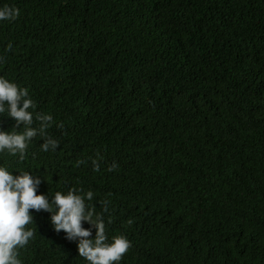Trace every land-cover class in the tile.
I'll return each mask as SVG.
<instances>
[{
	"label": "trees",
	"instance_id": "obj_1",
	"mask_svg": "<svg viewBox=\"0 0 264 264\" xmlns=\"http://www.w3.org/2000/svg\"><path fill=\"white\" fill-rule=\"evenodd\" d=\"M5 5L19 15L0 19V76L28 89L32 127L52 120L0 165L50 200L91 190L109 240L131 242L115 264H264V0ZM31 211L23 264H90Z\"/></svg>",
	"mask_w": 264,
	"mask_h": 264
},
{
	"label": "clouds",
	"instance_id": "obj_2",
	"mask_svg": "<svg viewBox=\"0 0 264 264\" xmlns=\"http://www.w3.org/2000/svg\"><path fill=\"white\" fill-rule=\"evenodd\" d=\"M18 15L17 7H0V19H13ZM34 107L27 88L0 76V113L7 112L17 124L25 126L23 131L0 129V152L19 153L23 158L31 138L48 127L46 122L52 120V116L41 113H36L35 118L45 123L40 129L31 126L34 113L30 109ZM56 144L57 141L49 137L42 148L47 150ZM40 183V177H34L28 171L13 172L0 165V264H23L18 247L27 244L34 234L32 228L26 227L34 220L31 210L41 209L51 213L56 231L63 230L68 239L79 237L76 241L78 253L90 264H115L121 260L131 242L124 235H115L109 240L100 214L86 206V198L93 196L91 190L86 193L76 189L56 191L50 200L45 193L37 191ZM84 221L94 226V235L92 227L83 226Z\"/></svg>",
	"mask_w": 264,
	"mask_h": 264
}]
</instances>
